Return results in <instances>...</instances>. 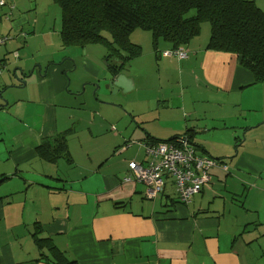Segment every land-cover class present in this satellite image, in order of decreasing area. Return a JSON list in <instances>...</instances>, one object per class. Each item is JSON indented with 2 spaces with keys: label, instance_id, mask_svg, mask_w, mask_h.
Returning a JSON list of instances; mask_svg holds the SVG:
<instances>
[{
  "label": "crops",
  "instance_id": "obj_1",
  "mask_svg": "<svg viewBox=\"0 0 264 264\" xmlns=\"http://www.w3.org/2000/svg\"><path fill=\"white\" fill-rule=\"evenodd\" d=\"M254 2L264 13V0ZM45 32L46 19L30 0H10L0 9V38H6L0 44V264H52L54 257L36 245L34 236L49 240L77 264H264V222L258 216L263 204L247 200L263 180L258 156L264 148H247L241 140L234 157L210 154L207 141H196L197 134L209 131L202 125L206 120L194 108L187 111L185 102L186 91L238 94L226 103L242 109L245 125L229 129L243 131L246 138L250 131H263L259 140L264 130H255L247 117L258 113L259 97L257 91L244 93L262 84L252 85V76L234 56L206 50L208 39L194 38L180 47L188 52L185 60L157 56L171 51L166 42L156 54L157 67L166 68L165 77L179 90L176 95L144 94L152 90L151 81L141 77L137 56L118 73L127 78L129 91L119 89L118 98H111L105 47H62L60 42L46 52ZM203 96L207 100L210 94ZM196 102L193 98L190 106ZM138 106L156 113L152 119L159 128L163 123L172 127L163 131L169 140L186 135L200 155L225 161L226 173L213 168L210 183L190 204H180L172 190L151 200L143 184L123 182L132 162H145L143 144L158 140L152 120L133 130L132 142L121 144L117 138L125 137L119 131L108 146H97L100 135L117 127L118 111L132 119L144 115ZM167 112L169 119L163 120ZM256 117L264 124V115ZM211 128L210 135L223 130ZM61 141L65 151L53 150ZM42 145L52 150L42 154ZM109 149L112 153L105 154ZM81 154L84 161L77 159ZM227 179H234L233 185ZM248 184L252 187L245 191ZM249 212L255 215L250 221Z\"/></svg>",
  "mask_w": 264,
  "mask_h": 264
},
{
  "label": "trees",
  "instance_id": "obj_2",
  "mask_svg": "<svg viewBox=\"0 0 264 264\" xmlns=\"http://www.w3.org/2000/svg\"><path fill=\"white\" fill-rule=\"evenodd\" d=\"M53 1L60 9L62 47L103 45L109 73L118 74L139 56L141 48L130 41L135 29L149 31L156 42L162 39L175 50L198 37L205 22L209 26L205 49L234 56L252 76V85L264 84V13L254 0ZM56 146L53 150L65 151L64 141ZM48 149L52 150L42 145L40 153ZM216 160L225 164L223 158ZM34 238L39 248L46 247L54 257L52 264H77L49 240Z\"/></svg>",
  "mask_w": 264,
  "mask_h": 264
},
{
  "label": "rangeland",
  "instance_id": "obj_3",
  "mask_svg": "<svg viewBox=\"0 0 264 264\" xmlns=\"http://www.w3.org/2000/svg\"><path fill=\"white\" fill-rule=\"evenodd\" d=\"M51 1V3H49ZM32 2V5L36 4L38 7V12L39 15L41 16V18L46 19V31L48 30V32H45L46 34L42 37V41H45V45L47 47V51H52V46L53 45H57L60 46V41H59V31H60V26H61V18H60V9L58 7V5L56 3H54L53 0H30V4ZM50 29V30H49ZM42 32V26L39 27V30L37 31L38 34H40ZM49 34V35H47ZM106 37L110 40V37L106 34ZM209 37V26L207 23H202L201 24V33L198 37H196L199 40H205L206 38L208 39ZM130 39H131V43L133 42V44L135 43V45L139 46L141 48L140 51V61L138 63L139 65V73L141 75L142 78H145L146 81H148V79L151 81L150 85H151V89L152 90H147V92H144V94L149 95V93H152V95H158L159 97H166L169 95H176L178 93V89L174 86L173 82L167 80V77H165V72H166V68L164 69L162 66H158L156 64H159L160 60L156 58V54L157 51H162L163 50V40L162 39H158L157 42V48H156V40L152 37L151 33L149 31L146 30H142V29H135L131 34H130ZM165 50L162 51V53H164ZM160 58L164 57L162 54L157 55ZM162 56V57H161ZM166 58H168L166 56ZM152 61L154 63H152ZM159 77H162V80L159 81ZM199 79V77H198ZM200 88V87H199ZM201 89V88H200ZM257 91V97L258 101L256 103H254L255 105V109H257L258 113L255 114L253 112H249V114H247L248 116V120L252 119L250 123H256L255 130H264V124H261L262 122H256L257 117L256 116H261L264 115V84H262L261 86L258 87H254L253 89H250V91H246L244 93V96L247 95L250 92H255ZM208 93L210 94V96L208 97V99L206 100L205 97L203 96V93ZM111 98H118L116 96V94L114 92H110ZM186 96H185V102H186V109L187 111L191 108H194V110L198 113V115H201V119H204L206 121H203V126L207 129H209V131L207 130V132H203L200 134L196 135V140L197 143H200L202 141H207L209 144V147L211 150H209L210 154L213 153H231L232 157L236 156L238 153V150L241 148L239 147L237 149V146H239L240 141H246L245 145L247 146V148L253 147L255 145L258 144L257 147H261L264 148V141H262L263 137L259 140H257L260 136L261 133H263V131H261V133H259V131L255 132L254 131H250L248 132L249 134L247 135V138L245 137V133L241 130L236 131V132H232L229 127H231L232 125L235 126H242L245 125L244 122H242L241 119V115L243 113H241V108L239 107L238 109H235L234 107H231V105L229 106L226 101L228 99H230V103L235 99L236 96H238V94H231V98H228V95H215L213 93H210L208 91H205L203 89L196 91V92H185ZM193 98L196 99V103L193 106H190V104H192V100ZM255 98V99H256ZM93 100H97L95 97H93ZM123 103L124 101H128V98H123ZM205 101H207L208 103H206ZM100 103H103V105H107V104H111V105H116L114 103V101H111L113 103H107L104 102L102 100L98 101ZM107 103V104H104ZM138 109L143 112V107H139ZM260 111V112H259ZM144 115H140L137 119H132L131 116H127L126 113H124L123 111H118V114L115 116V118L117 117V121H118V125L117 127H114L113 132H109L107 134H102L99 137V141L97 142V146L101 149L105 148L106 146H108L113 140L114 138L118 135V132L121 131L123 132V136L125 137V139H123L122 137H118L117 140L123 144V140L124 141H130L132 142V139L136 138V134L135 132L133 133V130L137 131L139 130V128L137 126H141L142 123L145 122V120H152L153 124H155L157 126V122H155L152 117L156 115V113L149 114V113H145L143 112ZM173 115L174 112H172ZM239 113V115H237ZM124 114H125V119H124ZM176 116H174L175 118ZM256 117V118H255ZM85 118L88 119V116H86ZM162 119H169L168 116V112L162 116ZM200 124V125H201ZM115 126V124H112ZM211 125L213 127H219L221 126L223 128V130L220 131H215L214 134L210 135V132L212 129ZM224 125V126H223ZM147 126H149L147 124ZM152 128H155V126H152ZM172 128L171 126H169L166 123H163V127L159 128L157 126V131L154 132V137L157 138L158 142H165L168 141L169 138H167V133L163 132L167 129ZM247 134V133H246ZM236 135H239V141L235 143L234 137ZM195 141V142H196ZM236 147V148H235ZM112 149L106 150L105 154L107 153H112L111 152ZM242 151H240L239 153H241ZM244 153V152H243ZM242 153V154H243ZM108 154V155H109ZM144 156V150H142L141 152V159ZM206 157H208L207 155H204ZM228 158H231V156H225ZM84 158H86V156L84 154H81L80 156H77V159H79L80 161H84ZM212 158V157H211ZM258 158L261 160L259 161L260 164L264 165V151L262 152V154H260L258 156ZM214 159V158H213ZM227 166V165H226ZM221 176L223 174L226 173L225 170H223L221 168ZM131 173V171H130ZM131 175V174H130ZM263 180H260L256 183L257 186V190H259L257 193L252 192L254 189H252L250 191V194L248 196V202L250 204L254 203V204H263V208L261 210H259L258 216L260 217L259 221H263L264 222V193H262L261 191H264V174H262ZM226 180V179H225ZM223 181V180H222ZM224 182V181H223ZM234 179H227V185H233ZM255 182H252L250 184H253ZM222 184V182H221ZM248 184L245 187V191L246 189L249 190L252 186ZM142 186V185H141ZM144 187V186H143ZM239 189L241 190L242 187L240 186ZM172 190V193H175V187L172 184V180L170 178H166L165 179V187H164V191L166 193L170 192ZM145 192V190H144ZM245 193V192H244ZM244 193L242 195V199L244 197ZM243 202V201H242ZM221 203V202H220ZM244 214L245 211H244ZM249 217L247 218L248 221H250V217L255 216L253 214V212H249L248 213ZM257 219V217H255ZM258 220V219H257ZM258 221V222H259ZM256 224V222L252 223L251 225ZM260 243H264V236H262L260 238Z\"/></svg>",
  "mask_w": 264,
  "mask_h": 264
},
{
  "label": "built area",
  "instance_id": "obj_4",
  "mask_svg": "<svg viewBox=\"0 0 264 264\" xmlns=\"http://www.w3.org/2000/svg\"><path fill=\"white\" fill-rule=\"evenodd\" d=\"M9 1L0 0V9ZM10 8L13 6L10 5ZM6 38H0V44ZM163 56L185 60L187 51L182 48L162 53ZM146 160L144 163L130 164L131 175L123 178V182L141 183L145 186V197L154 200L162 194L165 179L172 180L177 200L188 205L192 198L203 191L210 183V171L219 167L227 170L224 163L211 157L200 155L193 147L188 136L183 135L165 142H147L143 144Z\"/></svg>",
  "mask_w": 264,
  "mask_h": 264
},
{
  "label": "water",
  "instance_id": "obj_5",
  "mask_svg": "<svg viewBox=\"0 0 264 264\" xmlns=\"http://www.w3.org/2000/svg\"><path fill=\"white\" fill-rule=\"evenodd\" d=\"M110 75H111V79L108 81V87L111 88V91L115 93V91L122 89L123 94H126L129 91L128 89L130 87L128 86L127 78L123 76L122 74L115 75L113 73H110ZM4 102L6 103L5 100Z\"/></svg>",
  "mask_w": 264,
  "mask_h": 264
}]
</instances>
